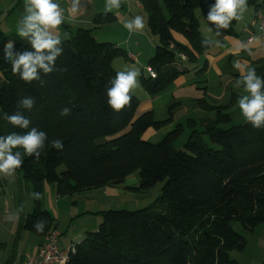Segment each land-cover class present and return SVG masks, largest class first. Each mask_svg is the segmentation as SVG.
Listing matches in <instances>:
<instances>
[{"label": "trees", "instance_id": "1", "mask_svg": "<svg viewBox=\"0 0 264 264\" xmlns=\"http://www.w3.org/2000/svg\"><path fill=\"white\" fill-rule=\"evenodd\" d=\"M259 0H247L248 6L259 8ZM148 15V29L158 38L148 71L139 72L145 92L155 97L166 91L179 77L188 73L185 64L198 59L215 43L207 45L200 32L197 12L207 24L225 36L235 34L237 19L228 28L217 29L206 19L215 0H139ZM111 13L97 15L96 26L116 22ZM181 36L187 44L178 42ZM15 42V51L31 50L27 40L19 36L0 41V115L18 111L17 102L31 96L36 100L31 111L23 114L31 127L44 131L49 139L63 141V151L46 147L38 162L24 155L16 174L32 184L34 198L31 214L22 217L15 243L23 232L39 237L57 230L56 219L45 209L44 185L55 188L59 198L73 197L86 191L118 186L139 173L140 190L164 183L162 195L148 207L138 211L109 210L94 215L103 222L96 232H89L76 243L67 264H240L230 253L242 252L246 239L236 233L232 223H240L248 233L264 224V128L256 129L247 120L231 124L223 108L207 105L218 113L217 119L203 123L187 122L190 135L182 150L175 143L184 135L178 125L154 144L144 140L147 130H161L172 123V117L156 121L151 113L136 118L139 99L130 92V103L119 112L107 103L106 88L117 71L113 61L129 54L109 42H99L92 30L79 29L62 41L63 54L56 71L42 78L46 81L28 84L11 71L3 46ZM182 56L186 59L183 60ZM205 62L198 74L207 70ZM264 77V68L258 69ZM69 107V116L60 110ZM29 129L14 128L0 119V136L13 132L24 134ZM64 168L62 171L61 169ZM91 214V213H85ZM45 220L42 232L33 225ZM16 255L6 264H13Z\"/></svg>", "mask_w": 264, "mask_h": 264}, {"label": "crops", "instance_id": "2", "mask_svg": "<svg viewBox=\"0 0 264 264\" xmlns=\"http://www.w3.org/2000/svg\"><path fill=\"white\" fill-rule=\"evenodd\" d=\"M56 2L64 10L65 16L64 23L56 32L61 41L70 39L71 34L79 29L92 30L93 35L94 33L98 34L105 30L114 34L108 37L110 39L109 43L115 44L121 49L124 48L129 55L135 56L137 59L136 63H138L140 56H148L149 58L146 60L148 63L155 52L157 45L155 43L156 39H153L149 32L148 15L139 0H121L120 8L113 9L111 12L106 11V0H79L78 7L75 11L73 10L72 0H56ZM257 6L259 8L246 6V10L237 19V24L235 25L236 35L233 36H225L221 32L213 30L207 24L204 16L198 14V11L197 16L200 21L201 35L204 39L215 43V45L198 59L197 64H185L184 67L188 70V73L179 77L163 93L155 97L149 96L142 88L139 77H137L138 85L131 91L140 102L136 112V118L146 113H151L153 118L159 122L172 117V123L161 130L157 131L153 128L147 130L143 135L144 140L150 141L160 136L163 138L178 125L185 127V133L187 131L190 133L191 131L187 127L189 120L195 121L197 123L196 129L202 131L203 123L216 120L218 116L216 110H206L207 105L223 108V113L230 115L231 124L221 125L222 128H229L231 125H241L245 122L246 119L241 114L237 101L241 95L246 93L243 92L242 88H236L234 85L242 74H246L247 69L255 68L256 74L259 75L258 69L264 68V39L251 37L255 31L250 28V22L258 11L264 13V0H259ZM103 13L113 14L117 19L116 22L101 27L96 26L94 24L95 17ZM23 14L24 0H0L1 40L12 35L19 36L17 34V26ZM137 15L143 17L145 26L142 31L130 32L124 27V24ZM175 38L178 42L187 44L181 36L175 35ZM148 44L151 45V52L147 46ZM143 50L145 52H142ZM118 60L119 58L113 61V68L117 72L132 69L138 70L135 64L130 65L125 60L123 61L124 63H121ZM205 62L208 64L207 70L203 74H198ZM235 62L239 63V69L234 67ZM148 69L146 65L143 71H148ZM138 71L140 72L141 70ZM133 177L134 174L127 178L126 181ZM10 183L9 179L4 177L2 179L0 178V264H6L9 259H12L14 254L16 258L13 264H16L17 261H22L27 256L36 253L46 241L45 237H39L33 234V237H27L30 233L23 232L18 244L15 243L22 217L31 214L33 210L34 197L32 194L34 192L33 186L30 188L31 192L27 189V197L25 196V202H23V197L21 195L17 196V189H13L9 193L6 190L7 186H3V184L8 185ZM119 189L120 185L103 188V190H106L107 195L110 196L118 195ZM127 189L130 188L128 187ZM93 191L95 190L86 191L71 197L75 199L71 202L72 207L77 209L81 200L93 199L91 196L92 193H90ZM61 200L63 198H59L56 195L55 188L52 185H44L42 195L44 207L56 219L57 231L62 236L63 232L60 228ZM85 213L87 212H77L74 218L85 217L82 216ZM74 224L76 223H70L72 229L76 231L77 228ZM85 233L87 234L89 232ZM82 237V234H74L60 248L66 249L82 241ZM10 246H15L12 255L7 252Z\"/></svg>", "mask_w": 264, "mask_h": 264}, {"label": "clouds", "instance_id": "3", "mask_svg": "<svg viewBox=\"0 0 264 264\" xmlns=\"http://www.w3.org/2000/svg\"><path fill=\"white\" fill-rule=\"evenodd\" d=\"M73 10L78 7L79 0H72ZM121 0H106V11L119 9ZM247 0H215L209 9L206 19L217 29H226L229 24L239 19L246 10ZM64 10L56 0H24V14L17 26V34L27 40L31 50L15 51L12 40L3 46L4 58L11 65V71L19 78L31 84L36 81L40 86H45L43 75L56 71V62L63 54L64 48L60 37L56 34L64 23ZM143 17L137 15L125 22L124 27L131 31H142L144 28ZM207 45L210 41H204ZM234 67L239 69V63ZM139 71L132 69L117 72L110 86L106 88L107 103L116 112L121 111L130 103V92L138 85ZM234 87L242 88L246 94L238 98V106L243 117L252 127L264 128V77L256 74L255 68H249L246 74L236 80ZM34 97H22L17 102L18 111L13 114L4 112L0 115L14 128L29 129L31 120L23 114L22 110L31 111L35 106ZM72 109L65 106L60 110L61 116H69ZM46 147L63 151V141L49 139L48 135L35 127L24 134L13 132L7 136H0V173L14 174L16 169L23 166L24 160L18 149H23L24 155L40 160ZM35 199H40L39 193L32 194ZM46 226L45 220L37 221L33 227L37 232H42Z\"/></svg>", "mask_w": 264, "mask_h": 264}, {"label": "rangeland", "instance_id": "4", "mask_svg": "<svg viewBox=\"0 0 264 264\" xmlns=\"http://www.w3.org/2000/svg\"><path fill=\"white\" fill-rule=\"evenodd\" d=\"M199 15H203L201 11L198 12ZM106 28V27H105ZM114 34L110 31H101L98 34L94 33L95 39L99 42H110L108 37L113 36ZM124 35V33H122ZM155 40V43L158 45V38L152 36ZM1 40V39H0ZM119 41V40H118ZM117 41V42H118ZM156 45V46H157ZM151 52V45H147ZM124 49V48H123ZM142 52H145L143 50ZM154 55V53H153ZM152 55V56H153ZM147 57H139L138 63H133L132 61L128 62L130 65L135 64L138 70H143L147 65L148 60ZM121 63H124L123 58H119ZM145 62V63H143ZM116 66V65H115ZM130 67V66H129ZM136 70V69H135ZM190 133L187 131L176 143L175 149L182 150L185 142L187 141L188 135ZM162 140V137H156L150 140V142L156 144ZM148 141V140H147ZM64 168L61 169V171ZM16 172L12 175H4L0 173V178L2 177L9 179L10 184L3 186H7V192L11 193L13 189H17V196L21 195L23 198V202H25V196L27 197V189L30 191L32 184L27 182L22 174H17ZM130 189H127V188ZM164 183H158L155 187L149 190H140V177L139 173H135L134 177L130 180H127L125 183L120 185L118 195L110 196L107 195L106 190L95 189L91 196L93 199L81 200L77 209L72 207L71 202L75 199L71 197H65L61 200L60 204V228L63 232V235L60 237V247L64 245L65 241H69V238L74 234H82V238L84 239L86 236L85 232H96L98 227L103 222V218L94 215L100 211H109V210H128V211H138L142 208L148 207L153 204L157 198L162 195ZM1 189V187H0ZM20 198V197H19ZM77 212H91V214H83L82 218L75 217ZM93 212V213H92ZM73 218V219H72ZM70 219H72L70 221ZM76 221V222H75ZM70 223L74 224L77 230H73ZM233 230L242 235L246 241L247 245L244 251H233L230 253V257L232 260L239 262L240 264H264V224L260 225L254 233L246 232L240 223L234 222L232 223ZM34 235V234H33ZM27 237H33L30 233ZM80 239V238H79ZM27 241V239H26ZM15 250V246H10L7 250L9 254H13Z\"/></svg>", "mask_w": 264, "mask_h": 264}, {"label": "built area", "instance_id": "5", "mask_svg": "<svg viewBox=\"0 0 264 264\" xmlns=\"http://www.w3.org/2000/svg\"><path fill=\"white\" fill-rule=\"evenodd\" d=\"M250 28L255 31L251 36L252 38L264 39V13L258 11L250 22ZM129 58L133 63L137 62L135 56L129 55ZM182 59L185 60L186 57L182 56ZM148 73L155 77V73L151 69H148ZM60 237L61 235L57 230L51 231L46 237L45 244L36 253L27 256L22 261H17L16 264H67L71 254L75 252L76 244L61 249L59 246Z\"/></svg>", "mask_w": 264, "mask_h": 264}]
</instances>
